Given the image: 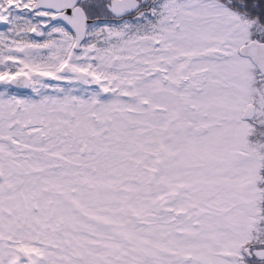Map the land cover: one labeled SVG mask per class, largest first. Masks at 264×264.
Segmentation results:
<instances>
[{
	"label": "snow or ice",
	"instance_id": "6c2138e0",
	"mask_svg": "<svg viewBox=\"0 0 264 264\" xmlns=\"http://www.w3.org/2000/svg\"><path fill=\"white\" fill-rule=\"evenodd\" d=\"M0 264H264V0H0Z\"/></svg>",
	"mask_w": 264,
	"mask_h": 264
}]
</instances>
